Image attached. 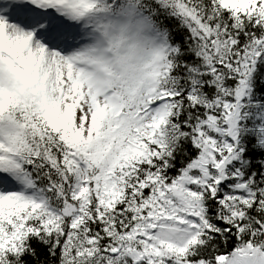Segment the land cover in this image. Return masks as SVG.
I'll return each instance as SVG.
<instances>
[{"label":"snow or ice","instance_id":"obj_1","mask_svg":"<svg viewBox=\"0 0 264 264\" xmlns=\"http://www.w3.org/2000/svg\"><path fill=\"white\" fill-rule=\"evenodd\" d=\"M0 264H264V0H0Z\"/></svg>","mask_w":264,"mask_h":264}]
</instances>
